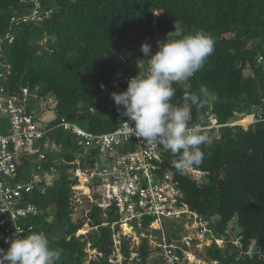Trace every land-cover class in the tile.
I'll return each instance as SVG.
<instances>
[{"label": "trees", "instance_id": "1", "mask_svg": "<svg viewBox=\"0 0 264 264\" xmlns=\"http://www.w3.org/2000/svg\"><path fill=\"white\" fill-rule=\"evenodd\" d=\"M34 10L40 19L30 18ZM176 20L182 22L186 34L204 32L215 44L187 85H173L172 103L182 105L185 90L198 92L203 85L210 97L202 108L193 106L190 123L207 125V111L221 124L229 122L234 111L254 112L263 119L247 126L206 129L212 144L202 146L203 163L194 167L203 173L200 183L188 173L177 172L171 152L162 169L174 170L191 209L204 218L218 215L210 221L215 234L228 238L227 225L235 218L241 235V247L236 249L241 253H234L235 247L226 241L224 249L206 246L207 257L217 264H264V69L257 61L264 54V0H0V63L10 67L6 89L13 94L27 87L30 93L40 98L51 95L55 101L56 116L47 123L52 129L39 141L50 137L58 143L59 149L50 145L42 162L46 170L54 165L55 176L49 184L39 183L24 199L39 209L26 218L27 224H32L33 232L47 236L50 248L61 251L58 264L88 262V240L102 253L88 263L114 264L109 261L113 231L101 224L100 207H92L89 213L96 230L83 240L75 235L84 220H72L71 187L78 179L68 170L84 167L92 155L84 153L79 136L61 123L76 124L75 118H86L87 131L113 130L123 118V107L117 110L111 94L126 86L118 80L124 66L133 73L143 69L148 57L141 52V44H150L155 53L159 39L154 42L153 38L166 34L175 38L171 32ZM6 34L12 35V42L3 38ZM245 69L250 73L245 74ZM54 127L64 135L54 134ZM52 150L58 152L56 163L49 156ZM25 165L29 164L23 159L19 176ZM113 218L110 213L109 220ZM129 241L130 236L122 237L124 264L129 263ZM252 241L249 255L245 251ZM136 252L133 264H161L160 258L149 256L147 238L141 239Z\"/></svg>", "mask_w": 264, "mask_h": 264}, {"label": "built area", "instance_id": "2", "mask_svg": "<svg viewBox=\"0 0 264 264\" xmlns=\"http://www.w3.org/2000/svg\"><path fill=\"white\" fill-rule=\"evenodd\" d=\"M30 18L40 19L38 11L34 10ZM26 20L27 17H24V21ZM3 38L8 42L13 40L10 34H6ZM156 40L158 38L153 39L154 42ZM257 61L264 69V54L260 53ZM0 65V113L10 118L9 133L4 134L0 131V248L6 251L8 244L5 243V238L9 240L14 238L15 227L25 230V233L19 234L21 237L34 231L32 224H27L26 218L39 213V209L36 204L24 199L25 194L33 192L41 182L49 184L55 176L54 165H50L46 170L42 164L47 160V151L51 148L48 139L39 144L52 127L42 125L37 120V113L28 107V103L42 100L49 108L54 107V104H51L48 98L43 100L36 93H30L27 87H23L19 93L11 94L9 89H6L10 67L4 62ZM146 67L147 64L143 69L133 73L127 65L124 66L118 79L126 84L121 92L126 90L128 79L135 77L139 72H144ZM233 114L237 115V112L234 111ZM205 115L209 120L207 125L199 121L190 125L200 124L205 129H209L238 122L221 124L213 113L207 111ZM261 117L258 116L256 120L263 119ZM127 120L128 118L123 116L113 130L101 133L82 130L73 123L64 121L61 123L64 128L81 137L84 153L92 155L91 162L85 161L84 167L76 166L68 170L78 179L77 184L71 187L74 210L83 206L84 196L89 204V211L85 213L87 218L80 228L84 223L86 226L89 223L90 227L96 229L97 226L93 225L88 213L92 207L98 206L101 210L99 214L101 224L109 226L113 231L112 253L118 255L119 259L123 258L120 264H123L125 259L122 253V237L132 236V233L137 231L140 241L142 238H147L150 244L149 256L160 258L161 264H198L197 261L207 264L209 258L201 259L195 256L191 259L189 256L196 254L192 247L202 242L203 238H200V235H203L204 231H209L210 237L209 240L203 239V243H206V246L212 245L213 233L210 227L212 219L204 218L190 209L184 200L183 188L174 178V170L169 167L162 169L164 161L169 160L165 156L170 151L165 150L162 145L149 144L131 135L128 138L127 129L123 124ZM253 121L255 119L251 118V122ZM128 123L130 127L134 126L131 121ZM23 159L29 164L30 170L25 167L22 171L24 173L19 176L18 165ZM56 162L58 160H53V163ZM25 171L28 173L26 174ZM187 173L196 181L198 178H203L202 172L195 168L188 170ZM110 213L115 217L112 220H109ZM186 216L197 224L195 228L194 224L192 227L200 235L192 231H190L192 237L181 233L182 220ZM145 221L147 225L143 223ZM169 223H172L170 233L167 230ZM86 232L87 230L81 232L78 229L75 235L79 236ZM221 240L223 244L228 241L223 238ZM217 242L215 239L216 245ZM233 243L236 248L240 246L239 241ZM130 249V253L134 252L137 256L136 248L132 249L130 246ZM94 253L102 255L96 250ZM245 253L251 255L253 251L248 248ZM109 261L113 262L110 257ZM116 262L115 264H118V260Z\"/></svg>", "mask_w": 264, "mask_h": 264}, {"label": "clouds", "instance_id": "3", "mask_svg": "<svg viewBox=\"0 0 264 264\" xmlns=\"http://www.w3.org/2000/svg\"><path fill=\"white\" fill-rule=\"evenodd\" d=\"M173 27L174 31L171 34L175 38H171L169 34H166L164 42H161L162 40L157 41L155 53L152 52L150 44H141V52L149 57L144 60L147 64L145 71L129 78L126 90L120 93H112L111 97L118 111L120 106L123 107V111L120 113L121 116L128 118L123 123L127 129L128 138L131 135L149 144L162 145L165 150L170 151L176 157L172 161V166L178 173L183 175L188 170L203 163L205 153L202 146L210 147L212 144V139L202 125H190L193 106L202 108L210 97V90L203 85L198 92L185 90L183 104L177 106L172 103L176 92L173 85H187L190 78L203 67L206 59L213 53L215 42L211 36L204 32L186 34L182 22L178 20L174 22ZM45 98L50 99L51 104L55 106V101L51 95ZM212 98L214 99V97ZM51 109L54 110V107H51ZM244 114L251 113L237 112V115L233 114L234 117L231 122L241 120ZM250 117L255 119L251 123L256 122V119H258V116L255 117L254 112ZM128 121H131L134 126L130 127ZM217 216L208 218L213 221L217 219ZM237 228L236 233L233 232L234 230L231 227L227 228L225 231L227 236L230 235L228 230L233 233V237L229 239L223 234H215L211 227L213 233V237H211L212 244L216 245L215 239H221L224 236L223 238L228 239L227 242H231L233 246V241L238 240L240 246L237 248H240L241 235H239V227ZM21 233H25V230L15 227L14 238L11 240L5 238L8 248L6 251L0 248V264H58L62 253L60 250L50 248V242L43 232H31L24 234L22 237L19 235ZM224 244L221 247L223 249L226 248ZM253 247L254 241L248 248L252 250ZM232 251L241 253L236 247ZM209 261L217 262V260L210 258Z\"/></svg>", "mask_w": 264, "mask_h": 264}, {"label": "rangeland", "instance_id": "4", "mask_svg": "<svg viewBox=\"0 0 264 264\" xmlns=\"http://www.w3.org/2000/svg\"><path fill=\"white\" fill-rule=\"evenodd\" d=\"M157 37L158 36H156L155 38H153V39H157ZM164 38H165V36H163V35H161V36H159L158 37V39L159 40H162L161 42H164ZM245 74H247V73H250V70L249 69H245V72H244ZM28 107L31 109V110H33L34 112H36L37 113V120L42 124V125H45V124H47L48 123V121H49V119L50 118H52V117H54V116H56V114H55V112L51 109V108H48V107H46V105H45V103H44V101H39L38 103H31V102H29L28 103ZM251 114H248V115H246V114H244L243 116H242V119L241 120H239L238 122H237V124L238 125H242V126H247L249 123H251V115H252V112H250ZM50 116V117H49ZM49 117V118H48ZM233 117L234 116H232V117H230V122L231 121H233ZM246 119H248V122L247 123H245V120ZM80 128H82L83 130H86L87 129V119L86 118H81V119H79V118H75V121H74ZM230 124H232V123H230ZM9 129H10V118H9V116H7V115H5V114H1L0 113V131L2 132V133H4V134H7V133H9ZM60 132H63V135H64V131L63 130H61V128H59V129H57V127H54V131H53V133L54 134H57V133H60ZM65 135H68V136H70L71 134L69 133V132H65ZM79 136V135H78ZM79 138L81 139V137L79 136ZM48 144H50L51 146H52V148L54 149L55 148V146H56V148L55 149H58V143L57 144H54L55 142L53 141V140H51V138L49 137V140H48ZM49 156H50V159L51 160H55V159H57V157H58V152L56 151V150H52V151H49ZM26 167H27V170H30V166H28V165H25ZM74 168V167H73ZM71 171V170H70ZM69 172V171H68ZM25 173L27 174L28 173V171H25ZM71 173V172H70ZM202 180H204L203 178H198V183H200ZM81 193L83 192L82 190L80 191ZM75 193H77V192H75ZM77 196H79V194L77 193ZM89 211V204H87V200H86V198H85V196L83 197V206L82 207H78V208H76L75 210H74V213H73V215H72V217H73V221L75 222V221H79V220H84V222H85V220H86V216H85V213L86 212H88ZM88 215H89V213H88ZM175 221H176V219L174 220V223H175ZM171 222V221H170ZM182 226H183V229H182V231H181V233H183V234H189V236H191L192 237V233L190 232V231H192V232H194V233H196V230L195 229H193V227L195 228V226L197 225V224H195V222H193L188 216H186V218L184 219V220H182ZM184 223H186V224H184ZM194 224V226L192 227V225ZM233 226V227H232ZM229 227H231L234 231L233 232H237V230H238V225H236V223H235V218L232 220V221H230L229 223H228V225H227V228H229ZM84 230H87V232L85 233V234H79V236L80 235H82L83 236V238L81 239V240H83V239H86L87 238V236H88V234L89 233H91V232H93V231H95L96 229L95 228H92V227H90V224L88 223L87 224V226H86V224L84 223V226L82 227V230H80L81 232L82 231H84ZM118 230H121V229H118ZM227 230V229H226ZM173 232H174V230H173ZM180 232V231H179ZM78 233V232H77ZM120 233V231H118V234ZM228 233L230 234V235H228V237H229V239H231L232 237H233V233L230 231V230H228ZM122 234L124 235V233L122 232ZM197 234V233H196ZM197 235H200V234H197ZM209 237H210V232L209 231H204L203 232V235H200V238H203V239H208L209 240ZM224 237V236H223ZM222 237V238H223ZM202 239V242L201 243H199V245L198 246H194V247H192V250H194V251H196V254L195 253H193V254H190V258L191 259H194L195 258V256L197 257V258H201V259H203L204 257L205 258H208L206 255H207V249H206V243H203L204 242V240ZM224 239V238H223ZM227 240V239H226ZM217 244L221 247L222 246V244H223V240H221V239H217ZM236 242L238 243V240H236ZM139 243H140V236H139V232L137 231V232H134V234L132 233V236H130V241H129V245L131 246V248L132 249H134V247L135 248H137V246L139 245ZM111 245H112V242H111ZM217 245V246H218ZM113 246V245H112ZM112 248V247H111ZM113 248H114V246H113ZM85 249H86V251L88 252V262H89V259L90 258H92L93 260H95L96 259V254L94 253V248H92V246H91V242L88 240L87 242H86V245H85ZM252 250H253V248H252ZM135 253L133 252V254L132 253H130V258L128 257V261H129V263L128 264H133V261H134V259H135ZM110 258L112 259V261L114 262V263H117L116 261L118 260V264H120V263H122V260H123V258L121 257L120 259H119V257H118V255H115V254H113V253H111V255H110ZM121 261V262H120ZM87 262V260L84 262L85 264H91V262L90 263H88ZM197 263L198 264H204V263H199V261H197ZM124 264V263H123ZM207 264H215V261H209Z\"/></svg>", "mask_w": 264, "mask_h": 264}, {"label": "bare ground", "instance_id": "5", "mask_svg": "<svg viewBox=\"0 0 264 264\" xmlns=\"http://www.w3.org/2000/svg\"><path fill=\"white\" fill-rule=\"evenodd\" d=\"M248 122V119H246L245 120V123H247ZM79 230H82V228H79ZM85 231V230H84ZM125 231H127V230H125Z\"/></svg>", "mask_w": 264, "mask_h": 264}, {"label": "crops", "instance_id": "6", "mask_svg": "<svg viewBox=\"0 0 264 264\" xmlns=\"http://www.w3.org/2000/svg\"><path fill=\"white\" fill-rule=\"evenodd\" d=\"M49 117H50V116H49ZM49 117H48V118H49Z\"/></svg>", "mask_w": 264, "mask_h": 264}]
</instances>
